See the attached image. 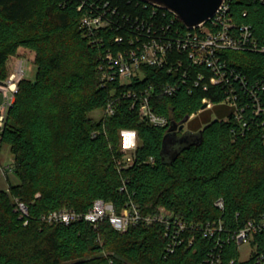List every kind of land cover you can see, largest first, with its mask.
Instances as JSON below:
<instances>
[{
  "label": "trees",
  "instance_id": "16d2710c",
  "mask_svg": "<svg viewBox=\"0 0 264 264\" xmlns=\"http://www.w3.org/2000/svg\"><path fill=\"white\" fill-rule=\"evenodd\" d=\"M110 2L121 13L188 30L174 14L154 5ZM228 3L236 31L248 26L255 44L219 52L234 74L230 82L244 107L240 113L224 103L228 87L203 91L194 86L198 72L207 78L212 72L179 53L171 57L172 71L143 67L145 78L131 86L102 82L99 66L105 53L122 47L115 36L128 34L114 27L88 35L80 25L78 0H0V82L19 47L34 53L35 67L33 79L25 74L19 81L1 132L0 152L9 146L17 183L0 189V264H208L214 252L220 264H257L256 253L241 260L238 245L227 238L264 214V111L255 112L251 93L264 107V0ZM167 83H177L173 95L163 93ZM149 85L153 111L167 118L164 126L141 119L124 95L129 88ZM204 98L212 108L203 109ZM108 105L112 115L106 113ZM97 110L99 119L91 116ZM186 117L188 130L199 131L201 139L165 161L168 130L177 125L181 137L178 127ZM123 131L135 132L140 143L130 163L121 148ZM98 199L117 213L132 206L145 216L164 209L185 230L178 234L172 222L168 231L163 223L138 221L119 232L107 218L96 225L84 219L69 224L44 220L66 208L84 214ZM219 199L222 209L216 205ZM17 201L27 206L28 216L16 211ZM220 221L221 233L209 237L200 230ZM175 233L182 242L174 243ZM255 241L257 251H264V233Z\"/></svg>",
  "mask_w": 264,
  "mask_h": 264
},
{
  "label": "built area",
  "instance_id": "2783aa9c",
  "mask_svg": "<svg viewBox=\"0 0 264 264\" xmlns=\"http://www.w3.org/2000/svg\"><path fill=\"white\" fill-rule=\"evenodd\" d=\"M77 9L82 12L80 25L88 35L114 27L128 34L127 37L123 35L115 36L114 42L122 47L115 52L107 51L105 53V60L99 66L102 82L107 83L118 80L122 85L131 86L135 80L137 82V79L143 80L145 78L143 67L167 68L168 71H172L174 64L171 57L179 53L183 54L193 66H205L212 72L208 78L198 72L193 79L194 86L202 87L203 91L218 85L228 87L229 91L224 103L236 108L237 112L240 110L238 113L243 111L244 107L239 105L240 99L232 92L233 84L230 79L234 74L226 70L224 63L221 62L219 52L229 49H246L251 44H255L251 40L248 26L239 28L236 31V26L227 16L229 11L228 0L224 1L209 21L196 28H188L184 31L172 27L173 25H158L143 17L121 13L110 0H78ZM209 22L210 26L207 24ZM30 61L28 57H19L13 71L4 81L0 82V139L8 110L15 100L18 83L25 76ZM177 63L182 65L184 62L179 60ZM184 75L185 77L188 76L187 74ZM234 78L239 79L238 76H234ZM241 83L244 87L246 86L243 79ZM176 89L177 83H167L163 93L173 95ZM153 91V85H149V87L143 89L129 88L124 95L131 100L132 108L136 107L138 109L141 119L155 126H164L167 124V118L156 114L151 106ZM251 93L255 102V112L264 111L261 99L254 90ZM202 102L206 105L203 109L213 107L212 102L207 98H204ZM106 113L109 115L114 113L111 105H108ZM238 118H240V115H238ZM126 161L127 163L132 161V154L126 155ZM216 205L222 209L223 200L219 199ZM16 211L20 213L21 217L28 216V208L21 201H17ZM104 218H107L110 225L119 232H125L130 225L138 221H144L147 224L163 223L166 225L167 231L170 230L172 222L178 234L185 230L184 223L178 218L169 216V213L164 209H160L157 214L145 216L141 215L137 207L132 206L130 209L117 213L111 203L100 199L94 201L90 210L84 214L66 208L50 212L44 216V220L48 223L63 224L84 219L96 225ZM24 224H27V220L24 221ZM200 230L205 236L212 237L215 233L223 231V224L221 221L213 224L208 223ZM167 231L166 235H169ZM261 233H264V214L259 219L247 221L239 230L233 232L231 236L229 235L227 240L235 241L239 252L241 247L250 245V257L256 253L257 264H264V251H257L258 243L255 241L256 236ZM178 234L175 233V237L172 239L174 243L182 242V240H178ZM208 264H220L219 252L211 254Z\"/></svg>",
  "mask_w": 264,
  "mask_h": 264
},
{
  "label": "water",
  "instance_id": "95a60500",
  "mask_svg": "<svg viewBox=\"0 0 264 264\" xmlns=\"http://www.w3.org/2000/svg\"><path fill=\"white\" fill-rule=\"evenodd\" d=\"M146 4L154 5L160 9L166 10L174 14L185 27L192 29L206 23L222 6L225 0H139ZM206 105L203 106L205 108ZM189 120L186 117L180 126L179 131H182L185 123ZM177 125L172 124L168 130V134L164 139L163 158L165 161H171L175 155L184 147L177 150V144L188 140V147L191 144L198 143L201 139V133L196 135H184L178 137L176 134Z\"/></svg>",
  "mask_w": 264,
  "mask_h": 264
},
{
  "label": "rangeland",
  "instance_id": "374dc122",
  "mask_svg": "<svg viewBox=\"0 0 264 264\" xmlns=\"http://www.w3.org/2000/svg\"><path fill=\"white\" fill-rule=\"evenodd\" d=\"M34 61V59H33ZM17 64V60H10L9 62V66H8V72L11 73L15 67V65ZM28 71V72H27ZM26 71V75L29 76V78H34L35 75V67H34V63H32L30 61L28 68ZM91 116L95 119H99L102 116V112L100 110L95 111L94 113L91 114ZM216 116L213 114V118H215ZM183 132L181 133V136L184 135H196L199 133L196 131H189L188 130V125L187 122L184 125V128L182 130ZM129 133H133L132 131H123L121 133V137H122V143H121V148L122 151L126 154V155H130L133 153V151L135 150V148L137 147V145H139V140L138 137L135 133V135L133 136H128ZM127 137V144H126V138ZM188 140L186 141H182L180 143H178L177 146V150L179 148L185 147L188 143ZM11 169H14V156L12 155L10 148L7 144H4L1 152H0V189H5L8 190L9 188V183L11 184H15L17 183V178L13 175L14 172L11 171ZM240 259L241 260H248L250 258V253H251V246L250 245H245L243 247H241L240 249Z\"/></svg>",
  "mask_w": 264,
  "mask_h": 264
},
{
  "label": "crops",
  "instance_id": "0c3cea01",
  "mask_svg": "<svg viewBox=\"0 0 264 264\" xmlns=\"http://www.w3.org/2000/svg\"><path fill=\"white\" fill-rule=\"evenodd\" d=\"M19 57H28V58H30V60H31V62L33 63V59H34V53L31 51V50H29V49H26V48H24V47H19L18 48V50H17V53H16V55H14V56H11L9 59H8V61H7V69H8V66H9V62H10V60L12 59V60H17ZM28 72V71H27ZM10 74V73H9ZM8 74V75H9Z\"/></svg>",
  "mask_w": 264,
  "mask_h": 264
},
{
  "label": "clouds",
  "instance_id": "9594fccd",
  "mask_svg": "<svg viewBox=\"0 0 264 264\" xmlns=\"http://www.w3.org/2000/svg\"><path fill=\"white\" fill-rule=\"evenodd\" d=\"M133 135H135V133L133 132V133H129L128 134V136H133ZM126 140H127V137L125 138Z\"/></svg>",
  "mask_w": 264,
  "mask_h": 264
},
{
  "label": "snow or ice",
  "instance_id": "6c2138e0",
  "mask_svg": "<svg viewBox=\"0 0 264 264\" xmlns=\"http://www.w3.org/2000/svg\"><path fill=\"white\" fill-rule=\"evenodd\" d=\"M126 144H127V140H126Z\"/></svg>",
  "mask_w": 264,
  "mask_h": 264
}]
</instances>
